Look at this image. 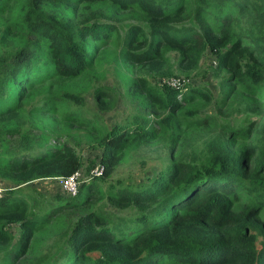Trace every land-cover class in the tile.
<instances>
[{"label":"trees","instance_id":"trees-1","mask_svg":"<svg viewBox=\"0 0 264 264\" xmlns=\"http://www.w3.org/2000/svg\"><path fill=\"white\" fill-rule=\"evenodd\" d=\"M11 1L0 0V10ZM48 1L80 4L100 0H27L24 24L29 35L46 47L55 75L73 78L82 74L92 60L87 38L104 45L116 34L121 51L135 63L160 59L162 47L168 44L179 47L180 56L193 62L211 49L217 70L228 81L252 96L264 94V0H193L188 12L186 0H107L119 11L137 10L149 18L146 26L134 24L122 34L113 23L98 18L73 22L48 13L43 8ZM245 13L252 14L247 21L235 19ZM44 60L29 46L0 56V117L19 106L13 100L6 107L7 82L24 78L19 86L22 93L42 83L37 79L40 76L26 78L20 73L24 65L40 69ZM141 84L149 99L167 111L196 97L205 102L212 98L208 89L198 86L185 93L169 85L152 87L144 78ZM47 103L43 102V108ZM171 119L170 114L166 123L170 131ZM189 119L193 120L185 117ZM198 119L187 125L200 126L206 121ZM147 125L134 116L113 130L104 144L107 171L113 157L133 138L132 132L141 128L147 138H155L156 131L147 130ZM228 133L230 139L248 145L231 152L220 131L207 145L206 159L174 162L145 182L116 187L107 200L119 213L98 209L67 219L44 252H32L38 231L57 214L88 204L94 179L83 183L73 200L57 194L47 209L29 214L18 191L4 192L0 197L1 244L13 240L10 224L19 223L21 230L12 248L0 254V264H264V122ZM41 139L39 131L27 124L0 126V166L12 173L32 170V178L44 176L37 167L60 151L57 147L40 150ZM36 150L39 154H33Z\"/></svg>","mask_w":264,"mask_h":264},{"label":"rangeland","instance_id":"rangeland-1","mask_svg":"<svg viewBox=\"0 0 264 264\" xmlns=\"http://www.w3.org/2000/svg\"><path fill=\"white\" fill-rule=\"evenodd\" d=\"M192 4L193 0H186L187 12ZM43 8L48 13L55 12L73 22L98 18L113 23L121 34L134 24L144 27L149 20L137 10L119 11L107 0L80 4L48 1ZM26 10L27 0H12L0 10V56L29 46L45 62L40 69L35 65H24L20 77L40 76L37 79H42V83L22 93L19 86L24 78L19 82L13 78L7 82L6 107L13 100H18L19 106L13 113L0 117V126H32L42 137L40 150L50 151L52 147H57L60 154L37 167L45 174L41 177L32 178V170L12 173L0 166V186L5 193L18 191L26 202L29 214L47 209L49 201L57 194L63 199L73 200L62 192L61 178L80 172L84 174L82 185L89 180L87 173L92 168L98 164L103 167V173L93 177V197L88 204L57 214L38 231L31 243L35 254L51 247L56 236L64 229L66 220H71L77 214L98 209L119 213L107 200V195L116 187L145 182L174 162L193 163V157L206 159L207 145L220 131L222 142L228 143L231 152H238L248 144L230 139L228 132L252 122H256V126L264 122V94L252 96L228 81L224 73L220 74L217 70L216 55L211 49L193 62L180 56L179 47L168 44L162 47L160 59L135 63L121 51L120 37L117 38L116 34L111 35L104 45L87 38L92 60L87 63L84 72L73 78L55 75L54 64L46 47H42L40 41L28 33L24 24ZM92 11L98 12L92 16ZM250 16L252 14L245 13L235 16V19L247 21ZM143 78L155 88L168 86L172 79L184 92L191 87H203L211 92L212 98L205 102L201 97H196L183 107L167 111L143 92ZM99 89L103 90L98 92ZM43 102H48L46 109ZM170 114L173 118L172 131L166 126ZM134 116L147 121V130L156 131L155 138H147L141 128L139 132L131 131L133 138L128 139L123 150L113 157L107 171L103 158L105 141L114 129L116 131ZM185 117L209 120L200 126H188L187 122L193 120H185ZM40 150L33 154H39ZM8 229L13 240L7 244L0 242V254L12 248L21 227L19 223H12Z\"/></svg>","mask_w":264,"mask_h":264},{"label":"built area","instance_id":"built-area-1","mask_svg":"<svg viewBox=\"0 0 264 264\" xmlns=\"http://www.w3.org/2000/svg\"><path fill=\"white\" fill-rule=\"evenodd\" d=\"M178 85L179 84L174 79H172L169 82V86L177 88ZM102 173H103V167L101 164H98L87 173V179L100 176ZM83 176L84 174H81L80 172H75L73 174L61 178L60 184H61L62 192L66 194V196L75 197L78 194V190L81 185ZM4 192H5L4 188L0 186V197L4 194Z\"/></svg>","mask_w":264,"mask_h":264}]
</instances>
